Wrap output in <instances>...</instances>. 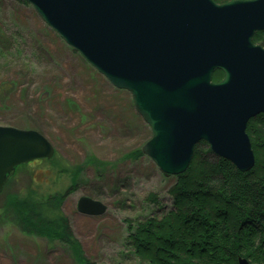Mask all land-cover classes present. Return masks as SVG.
I'll list each match as a JSON object with an SVG mask.
<instances>
[{
	"label": "water",
	"instance_id": "95a60500",
	"mask_svg": "<svg viewBox=\"0 0 264 264\" xmlns=\"http://www.w3.org/2000/svg\"><path fill=\"white\" fill-rule=\"evenodd\" d=\"M116 89L149 126L141 148L163 174L182 175L205 142L241 173L254 165L246 127L264 115V0H24ZM222 71L221 82H212ZM38 132L0 126V193L19 166L49 160ZM77 212L105 214L88 197ZM239 264H248L244 259Z\"/></svg>",
	"mask_w": 264,
	"mask_h": 264
},
{
	"label": "rangeland",
	"instance_id": "374dc122",
	"mask_svg": "<svg viewBox=\"0 0 264 264\" xmlns=\"http://www.w3.org/2000/svg\"><path fill=\"white\" fill-rule=\"evenodd\" d=\"M0 126L38 132L54 149L49 160L17 167L0 193V264H76L59 240L26 234L4 214L13 201L51 195H64L61 211L86 261L141 264L128 237L141 220L169 211L176 176L142 155L151 133L130 93L111 85L18 0H0ZM84 197L101 202L106 213H78Z\"/></svg>",
	"mask_w": 264,
	"mask_h": 264
},
{
	"label": "trees",
	"instance_id": "16d2710c",
	"mask_svg": "<svg viewBox=\"0 0 264 264\" xmlns=\"http://www.w3.org/2000/svg\"><path fill=\"white\" fill-rule=\"evenodd\" d=\"M213 1L218 5L235 0ZM252 41L264 48V32ZM211 76L213 82L223 78L220 71ZM246 129L254 167L241 173L213 155L205 142L197 144L189 168L170 187L172 207L138 222L128 237L139 263L239 264L241 258L264 264V115ZM140 154L138 150L130 155ZM63 198L13 201L4 214L13 216L15 227L26 234L59 240L75 254L76 264H90L62 214ZM149 199L157 203L152 195Z\"/></svg>",
	"mask_w": 264,
	"mask_h": 264
},
{
	"label": "flooded vegetation",
	"instance_id": "af4514ba",
	"mask_svg": "<svg viewBox=\"0 0 264 264\" xmlns=\"http://www.w3.org/2000/svg\"><path fill=\"white\" fill-rule=\"evenodd\" d=\"M256 34V33H255ZM256 45V44H255ZM258 45V44H257ZM260 46V45H259Z\"/></svg>",
	"mask_w": 264,
	"mask_h": 264
}]
</instances>
